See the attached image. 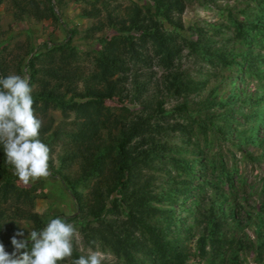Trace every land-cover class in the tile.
<instances>
[{
	"label": "trees",
	"instance_id": "1",
	"mask_svg": "<svg viewBox=\"0 0 264 264\" xmlns=\"http://www.w3.org/2000/svg\"><path fill=\"white\" fill-rule=\"evenodd\" d=\"M2 3L36 24L18 53L0 40V75L35 85L40 138L62 149L42 180L71 208L33 210L45 183L19 181L0 145L7 251L65 217L112 264H264V0ZM188 7L211 17L186 21ZM47 20L63 36H42Z\"/></svg>",
	"mask_w": 264,
	"mask_h": 264
},
{
	"label": "clouds",
	"instance_id": "2",
	"mask_svg": "<svg viewBox=\"0 0 264 264\" xmlns=\"http://www.w3.org/2000/svg\"><path fill=\"white\" fill-rule=\"evenodd\" d=\"M35 85L20 74L0 75V145L14 175L23 184L51 175V148L40 138L44 121L37 115ZM17 237H23L18 239ZM85 251L81 233L65 217L51 219L41 230H31L25 237L18 231L11 238L13 251L0 241V264H112L113 256L96 241ZM74 252H80L73 259Z\"/></svg>",
	"mask_w": 264,
	"mask_h": 264
},
{
	"label": "rangeland",
	"instance_id": "3",
	"mask_svg": "<svg viewBox=\"0 0 264 264\" xmlns=\"http://www.w3.org/2000/svg\"><path fill=\"white\" fill-rule=\"evenodd\" d=\"M121 3H126L128 0H116ZM6 4L2 3L0 4V40L1 39H6V41L9 42V49H12V53H18L21 51L18 46L24 45L27 37V32H26V27L31 26L32 32H35L34 27H36V24H33V22H23V21H15L13 20V16L10 13V11L6 8ZM78 11V5L75 4H70L69 7L65 10L64 17H67L69 19V23H77L79 22V25L81 26L80 32L75 35V39H78L77 37L84 35V28L87 25V20L85 19H79L77 16H75V13ZM209 11H203L199 7L198 8H190L188 7L186 11L182 14V18L184 20H189V19H202L206 17H211V15L208 13ZM212 19H215L213 17ZM40 30L38 32H42V36H46L50 33H54V36H63V33L58 29H55L54 24H51L49 20L43 21L42 24L39 25ZM75 44V42H74ZM50 115L53 116V118L56 119V122L61 120L60 118V113L58 110L52 111ZM62 152V149L60 147H56L55 150L53 151L52 155L54 157V162H58V155ZM242 168H245L243 164H241ZM44 178H41L35 182L31 183H36L38 187H42V183H45V186L42 187L46 193H49V196H44V197H38L34 200L31 201V205L33 210H37L39 212H47V214L55 212L56 210L68 213L71 211V208L69 205L64 204L65 203V198L63 194L59 193L57 194L58 188L55 186L52 188V186L47 184V180H42ZM40 183V184H39ZM34 204V206H33ZM51 205V206H49ZM83 247V243H82ZM83 249L86 251L87 248Z\"/></svg>",
	"mask_w": 264,
	"mask_h": 264
}]
</instances>
